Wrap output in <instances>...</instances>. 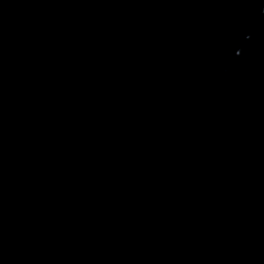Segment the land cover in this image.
<instances>
[{
    "label": "water",
    "instance_id": "1",
    "mask_svg": "<svg viewBox=\"0 0 264 264\" xmlns=\"http://www.w3.org/2000/svg\"><path fill=\"white\" fill-rule=\"evenodd\" d=\"M0 264H264V0H0Z\"/></svg>",
    "mask_w": 264,
    "mask_h": 264
}]
</instances>
